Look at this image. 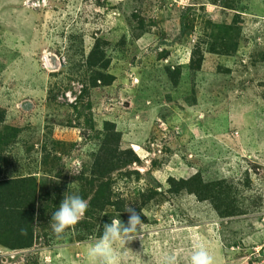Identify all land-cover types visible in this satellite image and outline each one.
<instances>
[{
    "label": "rangeland",
    "instance_id": "rangeland-1",
    "mask_svg": "<svg viewBox=\"0 0 264 264\" xmlns=\"http://www.w3.org/2000/svg\"><path fill=\"white\" fill-rule=\"evenodd\" d=\"M0 118V179L37 189L31 245L0 243V264H88L126 206L144 229L123 264H189L195 243L264 264V0H0ZM193 175L223 195L172 186ZM98 182L111 197L90 201ZM71 194L89 207L57 239Z\"/></svg>",
    "mask_w": 264,
    "mask_h": 264
},
{
    "label": "clouds",
    "instance_id": "clouds-1",
    "mask_svg": "<svg viewBox=\"0 0 264 264\" xmlns=\"http://www.w3.org/2000/svg\"><path fill=\"white\" fill-rule=\"evenodd\" d=\"M88 207V201L78 194L65 196L58 210L54 211L51 217L50 226L56 238H62L66 230L74 228L83 219ZM125 211L130 213L127 225L119 218H113L111 223L103 225L102 235L86 249L88 264H123L124 257L117 251V245L121 249L125 248L126 243L137 238L138 226L139 229H144V224L134 209L126 206ZM20 232L26 235L27 230L21 228ZM160 264H177L176 256L165 255ZM189 264H215V258L205 244L195 243L189 257Z\"/></svg>",
    "mask_w": 264,
    "mask_h": 264
},
{
    "label": "trees",
    "instance_id": "trees-1",
    "mask_svg": "<svg viewBox=\"0 0 264 264\" xmlns=\"http://www.w3.org/2000/svg\"><path fill=\"white\" fill-rule=\"evenodd\" d=\"M232 25L233 24H229L225 31H232ZM227 42V40H223L222 44L227 47ZM2 118H0V121L2 120ZM109 161L114 163L112 159H109ZM99 164L100 163H98L97 165ZM108 172L109 171H107V173ZM102 178H105V176L96 177L97 180L101 179L100 182L103 181ZM29 180L31 181L29 182ZM28 182L31 184L30 189H27ZM100 182L97 183L96 188L92 187V189L94 188V193L90 197V201H96L107 196V198L111 197L110 191H107V182H103L102 185H99ZM174 183H181V185L179 187H176L175 190L185 188L188 191L194 193L198 199H205L206 197H210L209 194L206 192V188L209 190H215L211 197H215L216 195L222 194L219 189L220 187L215 186L217 184L218 186H221L218 181L211 184L202 183L197 175H193L187 179L179 180L178 182H173L172 186H174ZM36 193L37 189L34 186V181L32 178L11 177L0 179V235L4 234V232H8L7 237L0 238V243L2 245L17 249L26 248L31 245L33 222L32 212H34ZM140 193L142 192H139V194ZM26 195H28L29 198ZM141 197L143 199H148L149 195H145L144 193H142ZM114 206H116V204H114ZM122 206L123 208L121 210H118L117 206L116 209L119 212H122L124 210V203L122 204ZM26 207L28 208V210H26ZM116 214L119 213L117 212ZM21 228H25L27 230L26 235L21 234Z\"/></svg>",
    "mask_w": 264,
    "mask_h": 264
},
{
    "label": "built area",
    "instance_id": "built-area-1",
    "mask_svg": "<svg viewBox=\"0 0 264 264\" xmlns=\"http://www.w3.org/2000/svg\"><path fill=\"white\" fill-rule=\"evenodd\" d=\"M43 1V0H42ZM82 83L73 82L72 87H69L58 94V100L67 105H76L82 95Z\"/></svg>",
    "mask_w": 264,
    "mask_h": 264
}]
</instances>
